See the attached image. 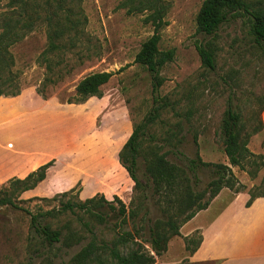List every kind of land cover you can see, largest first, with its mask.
<instances>
[{
    "label": "rangeland",
    "instance_id": "374dc122",
    "mask_svg": "<svg viewBox=\"0 0 264 264\" xmlns=\"http://www.w3.org/2000/svg\"><path fill=\"white\" fill-rule=\"evenodd\" d=\"M9 1L0 0V18L9 9ZM56 1H52L54 7ZM121 1L64 0L63 7L72 8L74 17L81 23L77 39L70 41L65 37L64 48L48 55L52 70L47 69V62L41 57L47 45L46 9L41 8L40 20H35L34 29L10 47L15 60L13 69L19 73L20 92L41 99L43 104L40 105L50 110L45 130L49 132L51 150L55 154L40 164L52 160L45 179L16 199L19 207H0V264H77L74 256L89 241V233L82 223L86 221L99 242L109 241L122 230L134 231L143 226L139 239L149 248L145 241L147 226L140 222L142 213L122 226L117 223V215L108 208L103 209L104 223L79 211L46 217L44 221L50 222L52 228L63 227L64 236L67 233L74 236L71 242L65 239L49 247L42 243L30 223L31 214L57 208L59 200L51 197L64 191L69 193L60 197L63 201L68 198L82 201L103 194L114 205L118 206L114 199L117 196L128 210L132 208L130 202L136 191L118 159V151L133 126L153 106L151 76L134 61L141 43L152 34L153 26L144 22L146 13L129 14L126 8L119 6ZM247 1L264 9V0ZM166 2L169 8L160 29L159 48L172 47L175 55L160 70L163 81L157 95L163 97L167 105L156 122L147 128L142 145H161L165 132H178L173 139L176 148L166 144L162 147V151L172 148L167 155L170 161L187 165L197 151L204 161L227 163L219 132L228 98L232 97L242 111L244 131L250 130L256 121H264V43H254L242 18L229 20L213 37L206 36L196 31V14L202 0ZM208 39L215 50L213 69L202 65L195 47L196 41ZM98 71L113 72L103 85L101 96L74 102L77 82ZM48 78L54 81L48 82ZM194 133L197 144L193 141ZM151 136L154 140L149 139ZM248 148L264 156V126L250 136ZM232 171L242 187L239 191L224 188L220 196L228 198L240 194L246 203L249 191L259 185L263 170L255 179L238 167H232ZM136 174L146 180L141 155ZM197 176L198 189L211 177L205 168L199 169ZM147 194H151L150 188ZM217 202L218 199L211 204L210 211L200 212L186 222L180 234L169 240L167 250L155 256L154 264H196L190 258L196 241L201 242V234L193 229L204 220L215 219L213 208ZM146 205L149 218L160 216L152 196L148 197ZM80 235L84 238L75 242L74 238ZM187 238L192 240L189 249L186 248Z\"/></svg>",
    "mask_w": 264,
    "mask_h": 264
},
{
    "label": "trees",
    "instance_id": "16d2710c",
    "mask_svg": "<svg viewBox=\"0 0 264 264\" xmlns=\"http://www.w3.org/2000/svg\"><path fill=\"white\" fill-rule=\"evenodd\" d=\"M10 0L9 9L1 14L0 18V96H14L20 93L21 85L19 73L13 67L15 60L10 47L22 40L36 26L40 20L41 8L46 9V48L41 57L46 61L48 70L52 67L48 63L50 56L56 50L64 48V38L74 40L78 38L80 19L74 17L72 8H64L63 1L57 0ZM119 6L126 8L129 14L146 13L144 22L153 26L152 34L140 45L134 61L143 66L151 76L153 106L136 123L127 140L118 151V159L121 165L133 181V188L136 195L131 199L129 210L122 200L114 196L117 205L108 200L103 194L93 195L85 200L74 201L70 198L65 201L60 197L69 192L64 191L55 194L51 199L59 200L57 208L40 211L31 214L30 223L37 236L45 246H52L54 243L67 239L73 241V234H63V227L52 228L50 222H45L46 217H57L66 212L76 213L77 211L94 217L104 223L106 216L103 209L113 211L117 223L120 226L126 224L129 219H135L142 213L140 222L147 227L145 241L149 248H145L143 241L139 239L140 230L143 227L135 228L134 231L122 230L116 237L109 241H98V237L89 223L82 222L89 233V241L74 256L77 264L94 262L95 264H154L155 256H161L168 246L169 240L180 234V228L191 220L200 210L206 209L210 202L224 188L239 191L242 184L232 171V167H238L245 171L251 179H255L263 170L259 185L249 191L250 197L246 202L249 205L255 198L264 196V156L255 154L248 148L251 135L260 131L264 121H256L250 130L244 131L242 111L236 107L232 97H229L220 122V141L222 150L227 158V163L209 162L202 160L196 151L195 157L188 160L187 165L172 162L167 155L168 151H162L164 144H173V139L178 132H165L162 137V144L157 143L144 147L143 138L147 128L154 124L160 116V111L167 105L163 97L157 95L162 84L160 70L172 61L175 55L174 48L160 49V29L165 23L169 4L166 0H122ZM242 18L247 26V33L257 45L264 43V9L254 7L247 0H202L196 14V31L206 36H214L219 27L229 20ZM36 20V21H35ZM72 34V35H71ZM196 50L204 67L213 69L215 66V50L210 39L195 42ZM113 76L110 71L92 72L81 78L75 86V101L82 102L89 97H100L102 87ZM48 82H53L51 78ZM71 101V100H70ZM182 137V136H180ZM154 140L153 136L149 137ZM180 139V138H179ZM178 139V140H179ZM193 141L197 144V135L193 134ZM143 157L144 174L146 180H141L136 174L137 160ZM52 160L40 165L36 170L30 171L26 176L13 177L5 185L0 187V207H19L16 199L23 193L35 188L39 182L45 179L47 168ZM201 168L208 169L210 179L206 185L198 189L196 181L197 171ZM150 188L151 194H147ZM149 196L154 198L158 206L160 216L151 219L148 216L146 200ZM81 221V220H80ZM138 235V236H137ZM84 236L74 238L79 243ZM191 238L186 239V248L189 249ZM200 239L196 241V247ZM195 248L192 251H195ZM106 252V254H105ZM173 264V263H162Z\"/></svg>",
    "mask_w": 264,
    "mask_h": 264
},
{
    "label": "crops",
    "instance_id": "0c3cea01",
    "mask_svg": "<svg viewBox=\"0 0 264 264\" xmlns=\"http://www.w3.org/2000/svg\"><path fill=\"white\" fill-rule=\"evenodd\" d=\"M40 104L41 99L28 97L24 92L0 96V184L11 177L26 176L54 156L49 132L45 130L50 110ZM217 199L219 202L213 208L215 219L204 220L193 229L199 230L201 242L191 261L264 264V196L246 205L240 194L222 198L219 193L192 219L200 212L210 211Z\"/></svg>",
    "mask_w": 264,
    "mask_h": 264
}]
</instances>
